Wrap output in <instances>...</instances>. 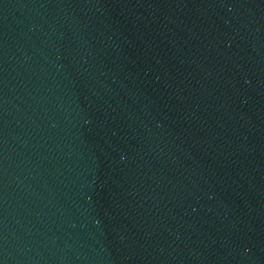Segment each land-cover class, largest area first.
I'll return each mask as SVG.
<instances>
[{"label":"water","instance_id":"95a60500","mask_svg":"<svg viewBox=\"0 0 264 264\" xmlns=\"http://www.w3.org/2000/svg\"><path fill=\"white\" fill-rule=\"evenodd\" d=\"M0 264H264V0H0Z\"/></svg>","mask_w":264,"mask_h":264}]
</instances>
